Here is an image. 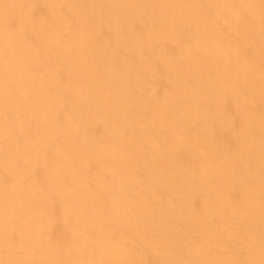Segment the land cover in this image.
I'll return each mask as SVG.
<instances>
[{
  "label": "clouds",
  "instance_id": "clouds-1",
  "mask_svg": "<svg viewBox=\"0 0 264 264\" xmlns=\"http://www.w3.org/2000/svg\"><path fill=\"white\" fill-rule=\"evenodd\" d=\"M3 4L4 0H0ZM38 7L47 9L55 22L50 28L42 18L34 29L49 43H55L59 31L81 19L83 9L91 15L97 13V6L89 0H81L80 4L71 0H35L32 8ZM140 17L163 25L158 37L173 41L180 48L179 62L161 60L172 81L171 90L161 99L155 97V69L143 55L137 57L139 67L121 72L111 53L99 48L93 54L101 25L109 27L119 42L125 27ZM75 33L70 48L72 79L64 84L54 79L55 91L49 101L59 99L57 92L72 96L70 108L74 115H66L62 129L66 147L71 151L78 142L111 181L98 176L96 183L102 197L96 206L81 203L78 207L66 199L64 215L71 247L88 257L82 264H147L137 254L140 247L155 253L154 243L147 236L154 206L142 195L145 189L157 199L163 197L165 190L179 198L175 191L179 187L177 178L183 182L187 177L206 188L211 197L206 211L226 200L223 191L212 182L224 177L221 151L214 145L216 117L221 113L217 110L215 114H202L195 102V90L188 82L203 78L200 62L212 60L221 96L240 101L243 106L254 95L264 94V89L257 92L251 88L255 81H264V69L259 67L264 64V51L257 56L254 47L258 40L264 49V0H108L99 9L97 22L81 24L75 27ZM0 55L39 64L25 46L23 33L13 35L7 28H0ZM141 96L151 103H144ZM145 111L151 114L150 118L138 114ZM42 123L45 127L49 124L47 115L42 117ZM96 123L105 127V145L89 144L85 138V129ZM258 128L264 131V123H259ZM133 129L135 133L126 137V130L132 133ZM251 131L249 128V133L241 130L237 134L242 146H247ZM128 146L135 155L124 150ZM182 155L191 160V169L177 167ZM35 160V152L23 151L16 153L15 160L0 159V264H43V258L51 255L52 248L44 234L47 197L30 183ZM10 175L15 177L11 182L7 179ZM47 183L49 194H63L64 185L55 165L49 169ZM259 190L264 192V182ZM201 251L197 249V254ZM168 264L188 262L175 260ZM247 264H264V243L256 246L251 241Z\"/></svg>",
  "mask_w": 264,
  "mask_h": 264
},
{
  "label": "bare ground",
  "instance_id": "bare-ground-1",
  "mask_svg": "<svg viewBox=\"0 0 264 264\" xmlns=\"http://www.w3.org/2000/svg\"><path fill=\"white\" fill-rule=\"evenodd\" d=\"M35 0H4L0 5V28H7L13 35L22 32L25 46L32 50L39 64L23 58L0 55V159H16V153H36V168L30 179L32 186L46 195L45 212L47 222L45 236L52 252L43 258V264H82L88 259L71 247L68 236V221L64 215L66 199L72 200L78 207L81 203L98 205L102 192L97 186L99 175L106 181L111 178L101 173L96 159L92 158L77 142L71 151L66 147L62 129L66 124V115H74L70 104L72 96L57 92L58 100L49 101L55 91L54 79L61 84L67 83L69 65L72 61L71 44L76 36L75 27L81 24H95L99 9L108 0H89L97 6L96 15L88 9L82 10V17L73 26L59 31L55 43H49L46 36L35 31V26L47 20L49 27L55 22L49 17L47 9L32 8ZM80 4L81 0H71ZM181 0H176L180 3ZM7 5V8L4 7ZM163 25L154 23L146 17H140L125 27L122 40L117 42L109 27L101 25L100 35L93 45V54L99 48L111 53L113 63L118 71L140 66L138 55H143L155 69V97L163 98L171 90L172 81L161 60L179 62L180 48L170 40L160 39L158 33ZM261 42L256 41V55L261 51ZM152 49L156 53H152ZM245 51H248L246 48ZM6 59V62H5ZM264 69V64H259ZM199 71L203 78L190 80L189 85L195 90V102L202 114H215L217 125L214 145L221 151L224 177L213 180L220 188L226 200L206 211L210 201L206 188L197 180L185 177L175 190L179 198L172 196L168 190L157 199L153 192L145 189L142 195L154 206L153 215L148 224L147 236L154 243L155 253L150 248H137V254L143 256L147 264H168L169 261H186L188 264H247L248 247L254 240L256 246L264 243V192L259 185L264 182V131H259L258 124L264 123V94H256L245 105L231 97L221 96L217 91L216 69L214 61L200 62ZM251 88L259 92L264 89V81L257 80ZM150 104L145 96L140 97ZM54 113V115H53ZM150 118L149 112L138 113ZM49 117L45 127L42 117ZM52 117L54 122H52ZM247 146H242L238 133H249ZM126 130L125 136L134 134ZM89 144L105 145L108 135L102 124L96 123L84 131ZM125 151L135 150L128 146ZM147 159V157H145ZM55 165L59 181L64 185L62 195L49 194L47 175ZM178 168L189 170L192 162L182 155ZM9 182L15 177H7ZM157 190V195H159ZM88 208L84 209L87 213ZM16 237H13V241ZM197 249L201 253L197 254Z\"/></svg>",
  "mask_w": 264,
  "mask_h": 264
}]
</instances>
